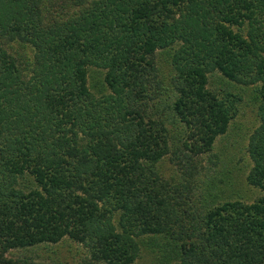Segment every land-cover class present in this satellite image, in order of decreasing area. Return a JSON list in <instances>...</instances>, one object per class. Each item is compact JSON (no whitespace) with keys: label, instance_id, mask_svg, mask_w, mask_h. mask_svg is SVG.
I'll list each match as a JSON object with an SVG mask.
<instances>
[{"label":"trees","instance_id":"1","mask_svg":"<svg viewBox=\"0 0 264 264\" xmlns=\"http://www.w3.org/2000/svg\"><path fill=\"white\" fill-rule=\"evenodd\" d=\"M246 87L250 201L209 161ZM64 238L78 264H264V0H0V264Z\"/></svg>","mask_w":264,"mask_h":264},{"label":"rangeland","instance_id":"2","mask_svg":"<svg viewBox=\"0 0 264 264\" xmlns=\"http://www.w3.org/2000/svg\"><path fill=\"white\" fill-rule=\"evenodd\" d=\"M250 88H243L241 104L237 114L231 120L228 130L215 140L209 161L218 162L222 171L229 169L230 185L226 192L244 201L252 200L258 190L244 181V175L250 165L245 150L247 136L257 124L255 104L249 97ZM160 171L167 176L171 170V162L167 158L162 161ZM233 192V193H231ZM32 253L37 254L36 260L45 264H78L83 256L80 244L69 239H62L48 246H40ZM133 264H151L150 253L141 249Z\"/></svg>","mask_w":264,"mask_h":264}]
</instances>
